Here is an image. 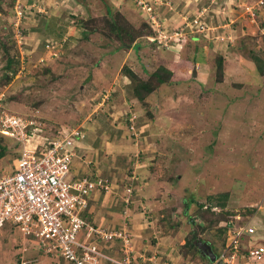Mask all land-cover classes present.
I'll use <instances>...</instances> for the list:
<instances>
[{
	"label": "rangeland",
	"instance_id": "rangeland-1",
	"mask_svg": "<svg viewBox=\"0 0 264 264\" xmlns=\"http://www.w3.org/2000/svg\"><path fill=\"white\" fill-rule=\"evenodd\" d=\"M150 1L155 7L151 15L137 0H0V113L43 124L30 146L64 129L79 130L75 145L84 137L81 141L90 139L99 153L87 166L94 173L84 174L99 173L93 165L107 178L117 170L119 177L127 176L138 161L134 170L139 175L130 180L145 179L151 185L144 183L149 186L143 191L136 189L140 180L134 184L132 209L145 210L139 202L146 201V190L155 186L148 214L178 250L195 230L191 220L201 222L199 203L212 206L214 220H236L232 225L243 228L241 239L251 238L253 247L264 245V74L254 60L256 55L264 62V11L253 16L247 6H256L258 0H238L226 16L227 25L216 22L224 35L228 28L230 36L239 31L230 49L221 46L227 38L215 47L212 35V44L205 38L196 44L183 32L184 43L175 53L152 41L155 29L173 28L175 35L203 10L173 25L165 10L181 0ZM16 5L24 9L21 15ZM206 15L201 18L208 23ZM243 17L246 25L239 21ZM116 22L135 34L134 42L123 33L128 42L123 45L112 29ZM9 58L14 60L12 71L6 69ZM219 58L224 60L223 72ZM163 67L179 70L182 80L168 81L139 100L129 73L148 80ZM0 142L7 147L0 160L3 173L14 167L22 143L6 135ZM215 224L199 237L220 246L226 235ZM21 238H16L21 241L18 252L40 248L35 240ZM9 241L11 237L5 243ZM39 254L41 262L29 258L31 264L59 259ZM254 264H264V255Z\"/></svg>",
	"mask_w": 264,
	"mask_h": 264
},
{
	"label": "built area",
	"instance_id": "built-area-1",
	"mask_svg": "<svg viewBox=\"0 0 264 264\" xmlns=\"http://www.w3.org/2000/svg\"><path fill=\"white\" fill-rule=\"evenodd\" d=\"M137 3L149 15L154 12L150 0H137ZM257 5L247 6V12L256 16L257 10L264 9V0H258ZM16 12L21 15L24 9L16 5ZM203 13L189 21L183 31L177 28L175 35L173 28L165 30L161 27L159 32L155 29L152 41L178 52L184 43L181 41L183 32L188 37L193 34L206 36V31L211 30L216 41L226 38L233 41L228 34L227 37L222 33L216 35L217 25L202 20ZM191 30L193 34H190ZM41 125L4 110L0 113V134L22 143L14 167L0 173V232L9 226L24 237L21 238L23 242L35 240L40 247L38 252L63 257L73 264H136V243L127 221L120 228L107 230L84 218L93 192L120 194L116 190L118 186L97 174L71 176L77 154L74 139L80 137L79 130L64 129L59 137L43 136L42 142L30 146L32 139L40 135ZM134 183L135 180L127 183L122 194L126 208L134 202ZM127 212L126 209V217ZM236 227L229 225V238L222 247L219 246L212 264H254L264 255V245L242 247L243 228ZM98 237L112 245L120 240V254L107 252L96 243ZM18 246L20 249L21 241ZM20 258L21 261L12 264H31L23 254Z\"/></svg>",
	"mask_w": 264,
	"mask_h": 264
},
{
	"label": "crops",
	"instance_id": "crops-1",
	"mask_svg": "<svg viewBox=\"0 0 264 264\" xmlns=\"http://www.w3.org/2000/svg\"><path fill=\"white\" fill-rule=\"evenodd\" d=\"M172 1L179 2V0H172ZM193 1L194 0H186V2L184 3L183 0H181L179 3H176V4L173 3L170 6V8H168L169 11L165 10V13L168 16V20L170 19L173 25H177L179 22L183 23L185 21L184 18L190 17V19H192L193 16H195V14L197 15L201 10H203V12L207 14L206 18L210 25H217L216 24L217 21H225L224 23H221L224 26V25H227L226 16H230V13L232 14L231 11H234L232 7L234 5H237L236 2L238 0H206L204 1L206 3L204 2L193 3ZM195 1H199V0H195ZM164 7L165 6L160 7V8L162 9ZM227 11H230V12H227ZM263 11L264 9H262L261 12ZM239 21L241 22V25H246V23L243 22L244 17L239 18ZM228 25H230V23H228ZM217 30L219 33H222V34L225 32V30L223 31H221L220 29H217ZM231 30L232 29H229V28L226 29V35L227 34L230 35ZM242 31L244 33L246 30H244V28L242 27ZM213 34L214 33L212 34L210 33L208 36H204L202 38L209 40L211 42L210 44H212L214 40L211 39V35ZM238 36H239V31H237L236 35L234 36L231 35V37L235 40L237 39ZM202 38H200L199 40L198 38L194 39L195 43L196 41L201 42ZM199 42H197L196 44H199ZM217 42L219 41H216L214 45L215 47H219V46H216ZM226 43L227 42H222L221 46L223 48L229 47L230 49L231 48L230 42H228L227 45ZM83 138H81L76 145L77 154L75 156L74 164L72 167V173H71L72 177L84 176L86 175L84 174L85 172L94 173V172H90V169H87V166L88 164H91L93 162V160L95 159V154L99 156V153L95 152L97 149L96 147L98 145L94 142L90 144V139L87 142H84L86 143V145H84L83 141H81ZM101 159L103 158L101 157ZM138 163H139L138 161H136L135 163L134 167L136 169H138V167L136 166ZM92 167L98 170L99 173H97V175L107 178V176H103L104 174V173L102 174L103 170L100 169L99 166L92 165ZM134 167L132 168V171L127 170V173H126L128 174L127 176L123 175L119 177L118 173H121L119 170H117L116 172L115 171L110 172L113 174H110L111 178L108 177L107 179L110 181V183L118 186L116 190H118L120 194L105 193L104 191L93 192L90 197V207L84 212V218L86 220L92 221L96 226L105 228V229L119 228L121 224L124 223L123 212L125 210V206H124V200H123L122 194L124 192L125 185L131 181L130 178H133V177L137 178L139 175L137 174L136 169L134 170ZM118 180H120L122 183H119ZM139 180L140 182L139 184H137ZM144 183L151 185L145 179L143 180L137 179L135 180L134 184H137V186L135 185L136 189H140V190L142 189L144 191L143 188L149 186V185L146 186ZM154 189H155V186L152 190L151 188L147 189L146 190L147 200L144 201L140 199L141 201L139 202V204H143L142 206L144 207L147 214H148L147 209L151 208L150 203L152 202V200H148V199H150L149 196L150 194H152ZM111 202H113L114 204L113 211L109 209V207H111ZM154 205H156L155 200H154ZM131 208H133V206ZM145 211L137 212L136 210L130 209V212H132L131 215L132 217H134V221L132 222V231H133L134 238L136 241L137 255L139 256L136 258V264H165L166 260H171V261L176 260L177 262L174 261V263L179 264L180 262H183V260L185 259L187 260V263H189L187 258L182 257V255L178 253V248L176 247L175 242L170 240V238L168 239V237L162 235L161 232L157 230L158 227L155 226L156 222L151 220L152 215L150 214L147 215ZM153 226H155V229L152 232H150V228ZM10 237H11V241H9V243L6 244L5 243L6 240L10 239ZM16 238L18 239L21 238L19 233L13 232L11 228H9V226L5 227V229L0 232V264H9V263L12 264L13 262L18 260L20 252H18L17 246L19 245L20 241ZM245 239L246 241L249 240L248 243L244 244L245 246L248 247V246L253 245L251 242V238L247 237ZM167 240H169L170 242L169 244ZM96 241L99 244H102L103 248L107 252L115 254V255L120 254L118 244L116 245L109 244L105 242L104 240H102L100 237L96 238ZM14 244L16 245V247H14ZM22 254L26 258H30L32 260L36 258L41 262L40 260L41 256L38 250L34 247L31 248L30 251H25ZM51 260L54 262V264H73L72 262L66 260L63 257H59L57 261L54 260V258H51ZM43 264L45 263L43 262Z\"/></svg>",
	"mask_w": 264,
	"mask_h": 264
},
{
	"label": "trees",
	"instance_id": "trees-1",
	"mask_svg": "<svg viewBox=\"0 0 264 264\" xmlns=\"http://www.w3.org/2000/svg\"><path fill=\"white\" fill-rule=\"evenodd\" d=\"M258 11L259 10H257V12ZM111 21L114 23L116 20H114V21L111 20ZM113 23H111V25L114 27V28L112 27V29H115V31L117 32L119 37L122 38L123 45H125L124 43H128L126 40H123V35H124L123 33H126L127 36H129L131 38V39H129V40H131V43L134 42V40L136 39L135 34L133 35L129 31L124 30L125 29L124 27H120L121 24L119 26H117V22L115 24H113ZM192 37L194 39L198 38V40L200 38H202L201 35H197V36L193 35ZM64 42H67V40H64ZM197 42H199V41H196V43ZM164 48H166V47H164ZM166 49L172 50L169 48H166ZM254 60L257 63V68H258L259 72L261 74H264V62H263V60L259 56H256V55L254 56ZM223 61H224L223 58H219V69L221 72H223V70H222L223 69ZM13 65H14V60L9 58L8 62L6 64L7 71L14 70ZM186 69L187 68L182 67V68H180V71L185 73L187 71ZM178 72H179V70L177 71V70H174L171 68L163 67L162 70L159 69V70L155 71L152 74V77L148 80H142V78H140L134 71L129 73V77L132 78L133 82H135V85L133 87L135 96L139 100H144L147 95L153 93L158 87H160V85H162L168 81L173 82V81L182 80V77L178 76ZM60 135H61V132L59 133V135H57L54 138H57ZM47 137H49V136H47ZM0 138H5V135L0 134ZM49 138H51V137H49ZM6 154H7V147L5 144L0 142V160L3 157H5ZM197 207H198L197 208V210H198L197 214L200 217L201 222L197 221L195 218H194L195 220L194 219H193V221L191 220L192 227L195 230L190 231V236L185 240V243L181 244V248L178 250V253H180L182 255V257H184V258H188L194 264H195V259H197V258L201 259L204 264H212V262H210L209 259L201 257L199 242H201L202 239L199 237V233L205 232V231H207V229H210V227L217 225V224H215V221H216L218 223V225L219 224L221 225L218 227L219 232L221 234L224 233L226 235L222 244L220 245L221 247L225 244V241L229 238V234L226 233L227 229H226L225 223H222L221 221L213 219V214H212L213 210H212L211 205L205 206L204 203H199ZM244 241H246V239H242V245H241L242 247L245 246L244 245L245 243H248V241H246V242H244ZM212 246H213L214 250L216 249V251L219 248V245H217L215 242H213ZM249 247L250 246H248L247 248H249ZM17 248L19 249V246H17ZM22 253L23 252H20V254L18 253L19 254L18 260L21 259L20 257L22 255Z\"/></svg>",
	"mask_w": 264,
	"mask_h": 264
},
{
	"label": "clouds",
	"instance_id": "clouds-1",
	"mask_svg": "<svg viewBox=\"0 0 264 264\" xmlns=\"http://www.w3.org/2000/svg\"><path fill=\"white\" fill-rule=\"evenodd\" d=\"M193 35H201L202 37H204V35H202V34H193ZM193 35H190L191 37L193 36ZM174 51V50H173ZM174 52H176V53H180V52H178V51H174ZM133 203H135V201L133 202ZM133 203L128 207V208H126V206H125V202H124V206H125V210H124V212H123V214H124V222L125 221H127L128 222V224H129V220H131L133 217H132V213L130 212V209L132 210V206H133ZM143 207V206H142ZM126 209H127V217H126V213H125V211H126ZM143 209H144V207H143ZM143 212L145 211V210H142ZM237 221L236 220H229V221H227V223H226V229H229V225L230 224H232V223H236ZM124 224V223H123ZM123 224H121V226H123ZM120 226V227H121ZM119 227V228H120ZM131 227V226H130ZM105 229V228H104ZM114 229H116V228H114ZM107 230H111V229H107ZM131 230H132V227H131ZM132 233H133V231H132ZM133 237H134V234H133ZM134 240H135V238H134ZM228 240V239H227ZM106 242V241H105ZM201 242H203V240L201 241ZM201 242H199V243H201ZM208 242V241H207ZM226 242V241H225ZM116 243L119 245L120 243H121V241L120 240H116ZM135 243H136V241H135ZM211 245L213 244V243H211V242H209ZM241 243H242V239H241ZM213 247V246H212ZM245 247V246H244ZM213 250H214V248H213ZM214 252H215V254H216V249L214 250ZM200 253H201V257L203 258H206V259H209L210 260V262H212L213 263V261H211V259L209 258V257H207V256H204L203 254H202V252H201V250H200ZM180 254V253H179ZM139 257V256H138ZM208 260V261H209ZM188 261H189V263H187V260L185 259V260H183V262H180L179 264H193L189 259H188ZM165 264H175L174 263V261H171V260H166L165 261Z\"/></svg>",
	"mask_w": 264,
	"mask_h": 264
},
{
	"label": "water",
	"instance_id": "water-1",
	"mask_svg": "<svg viewBox=\"0 0 264 264\" xmlns=\"http://www.w3.org/2000/svg\"><path fill=\"white\" fill-rule=\"evenodd\" d=\"M194 75H197L196 70L194 71ZM199 248H200V250L204 256L209 257L211 259V261L215 260L216 254L213 250L212 245L209 242L203 241V242L199 243Z\"/></svg>",
	"mask_w": 264,
	"mask_h": 264
}]
</instances>
